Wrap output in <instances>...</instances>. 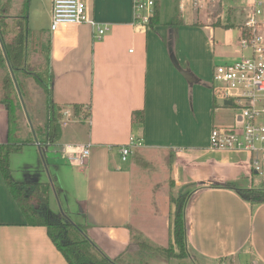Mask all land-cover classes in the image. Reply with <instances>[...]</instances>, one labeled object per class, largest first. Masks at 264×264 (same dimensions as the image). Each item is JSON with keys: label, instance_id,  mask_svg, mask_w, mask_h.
I'll return each mask as SVG.
<instances>
[{"label": "crops", "instance_id": "obj_1", "mask_svg": "<svg viewBox=\"0 0 264 264\" xmlns=\"http://www.w3.org/2000/svg\"><path fill=\"white\" fill-rule=\"evenodd\" d=\"M85 1L87 17L107 27L102 37L94 38L86 23L77 27L75 38L52 37L50 29L46 34L52 101L65 115L74 116L73 105L81 106L79 114L90 108L85 121L77 115L61 124L59 141L46 149L56 199L62 197L75 224L83 225L87 238L110 260L120 263L143 253L133 236L152 245L169 241L173 204L165 194L156 193L153 204L135 193L136 164L118 152L133 136L141 141L136 149L169 154L170 180L188 191L186 244L192 252L208 262L264 264V202L250 206L235 190L258 189L249 155L214 149L209 142L214 126L234 122L233 109L214 95L212 72L244 54L238 46L241 25L215 26L195 7L185 11L179 0H157L159 22L150 28L133 23L132 0ZM34 2L29 0L28 23L35 25V9L33 16L29 12ZM45 3L51 18V0ZM174 19L178 23L170 25ZM37 52L31 54L34 63L43 61ZM20 78L28 95H42L38 114L43 116L35 113L31 121L33 98L34 105L20 115L19 138L33 135L32 127L46 112L41 87L30 77ZM134 111L143 112V122L132 121ZM7 137L6 108L0 104V143ZM29 145L42 159L38 144ZM84 145L89 155L79 164L75 156ZM29 172L26 182H46L37 169ZM224 182L233 188L213 186ZM0 264H68L44 227L25 223L1 174Z\"/></svg>", "mask_w": 264, "mask_h": 264}, {"label": "trees", "instance_id": "obj_2", "mask_svg": "<svg viewBox=\"0 0 264 264\" xmlns=\"http://www.w3.org/2000/svg\"><path fill=\"white\" fill-rule=\"evenodd\" d=\"M0 104L5 106L8 123V137L5 143H0V174L10 192L12 198L19 207L25 223L29 226H42L46 229L47 235L62 254L68 264H119L116 259H108L85 235L83 225L75 224L62 212H54L49 207L50 185L47 182L29 181L21 182L12 176L9 167L11 154L19 152L22 146L36 142L40 148L42 159L47 154V147L54 145L61 135V109L51 99V72L49 67L48 44H44V38L29 39L27 28V13L29 0H20L19 6L14 9L15 0L0 1ZM159 22V8L155 0L153 15L146 27L153 28ZM176 19L170 25H176ZM215 26L224 28L235 27L226 19L225 24L216 22ZM242 28V25L240 26ZM40 34V33H39ZM41 55L42 62L34 63L31 59L33 52ZM20 73L30 77L41 87L45 93L46 112L44 120L32 127L34 139L20 140L17 136L19 130L20 115L28 105L31 104L30 95L24 84L22 89L24 95L20 94V87L15 82V89L12 85L10 74ZM20 85V84H19ZM25 106V108H24ZM81 106L73 105L74 116L79 115ZM89 107L86 110V117L89 115ZM133 122H143V112L134 111L131 115ZM170 158V157H169ZM170 164V159L168 160ZM213 186L233 188V183L224 182L213 184ZM56 189V188H55ZM241 199L255 206L264 202L263 188H235ZM189 194L170 196L173 204L171 219V237L173 244L180 254L176 255L168 248L153 246L139 236H133L134 243L141 252L153 250L158 252L162 258L170 259L185 258L187 251L186 244V220L185 205ZM194 264H198L193 258Z\"/></svg>", "mask_w": 264, "mask_h": 264}, {"label": "built area", "instance_id": "obj_3", "mask_svg": "<svg viewBox=\"0 0 264 264\" xmlns=\"http://www.w3.org/2000/svg\"><path fill=\"white\" fill-rule=\"evenodd\" d=\"M203 1L179 0V6L186 11ZM154 4L155 0H132L133 23L146 26ZM247 4L250 11L238 39L244 54L232 62L216 65L212 72L214 95L223 105L225 101L231 102L234 122L214 126L209 142L214 149L247 153L250 170L264 179V10L257 6V0H247ZM84 23L97 39L107 30L103 23L87 17L85 0H51L52 37L75 38L77 27ZM140 146L141 141L130 136L128 143L119 147L121 159L126 160ZM88 155V145H84L75 159L84 164Z\"/></svg>", "mask_w": 264, "mask_h": 264}, {"label": "rangeland", "instance_id": "obj_4", "mask_svg": "<svg viewBox=\"0 0 264 264\" xmlns=\"http://www.w3.org/2000/svg\"><path fill=\"white\" fill-rule=\"evenodd\" d=\"M17 1L18 0H15V3L13 5L14 9L17 8L18 6ZM45 2L46 0H43V2H41L40 0H35L34 5L32 6L31 10H29V12H31V16H33L35 9V25L37 27H35L36 29L34 30L33 27L35 25L32 23V21L31 23H28V13H27V28L30 31L29 33L30 40L33 38L41 37L44 38L43 40L44 44H48V37L46 36V34L49 33L51 18L46 17L44 13V9L42 6L43 5L45 6V4L47 5V3ZM257 6L261 7L264 10V0H257ZM195 8H197L196 10L200 11L201 14L204 16V18L208 19V22L213 25L216 24V22H220L221 24H224L226 19H229L235 25H243L247 17L246 15L250 11V8L248 7L247 4V0H205L199 5H197ZM238 27L241 29L240 26ZM40 32L42 34H39ZM34 61L36 62L37 59L34 58ZM10 79L12 85L15 86V82L18 83V86L20 87L19 88L20 94L24 95L22 94L23 89L21 84L20 73L13 72L12 74H10ZM41 97L42 95H30L31 105H34L33 98L35 99V105L32 108H29V106L27 107L31 109L30 119L32 122H34L33 116H35V113L40 114L39 107L40 104L43 103ZM39 114L36 117H39L38 119H42L41 116L43 115H39ZM61 115H62L60 120L61 124L72 122L74 120V116L70 113L69 115H65L64 113ZM79 115L78 117L75 118L78 120L83 119V121L86 120L85 111H82V114L80 113ZM39 123H41L40 120ZM27 133L28 132H25L24 134L26 135ZM18 135H20V133H18ZM25 138L32 139L33 135H31V133H29L26 137L22 135L20 140H25ZM29 146H30L29 144L24 145L22 146V149L19 152L11 154V162L9 157V167L12 170V176L16 180H19L21 182L24 181L26 182L28 178H30L29 176H27L26 170H28V174H29L30 168L37 169L38 172L36 174L41 175L42 178L46 179V182L49 183L50 185V193H49L50 209L54 212L57 211L59 213L60 211L66 212L70 221L72 223H75L74 221L76 220V216L71 213V210L69 212L66 210L62 197L59 200V198L56 199V197L54 196L53 190L54 187L55 188L57 187V184L54 179V173L52 168H47V164H45L47 163L46 159L48 155L45 154V158L43 162L41 157L37 154V152H35V148ZM168 155L166 154L164 155L156 151L143 152L141 149H135V151H133V153L130 156L131 160L136 164L135 167L136 170L134 171V183H133L134 192L137 194L139 192V194H142L143 196L146 195L149 201L153 204H155L156 193H159V195L165 194L169 202H170V196H176V195L188 193V191L179 190L178 187L176 186L174 187V182L170 180L169 169H168L169 167ZM262 181L263 179L260 176H257L254 179L253 185H255V187L258 188L263 187L264 184ZM153 245H156L157 247L160 248L161 247L165 249L168 248L176 255L180 254V251H178L176 246L173 244V239L171 237V234L169 241L168 240L164 241L161 245L156 243ZM185 254H186L185 258L173 257L170 259H165L162 258V256H160L158 252H154L153 250H150L138 254V257L136 256L137 258H131L127 261H121L119 264H150V263L194 264L195 262H193V258L197 259L198 264H235L233 261L228 262L227 260L225 261L215 260L208 262L202 259L201 257L199 258L194 252H192L188 248V246H187V251H185Z\"/></svg>", "mask_w": 264, "mask_h": 264}, {"label": "water", "instance_id": "obj_5", "mask_svg": "<svg viewBox=\"0 0 264 264\" xmlns=\"http://www.w3.org/2000/svg\"><path fill=\"white\" fill-rule=\"evenodd\" d=\"M224 105H228V106H230V105H231V102H230V101H225V102H224ZM263 184H264V179H263Z\"/></svg>", "mask_w": 264, "mask_h": 264}]
</instances>
